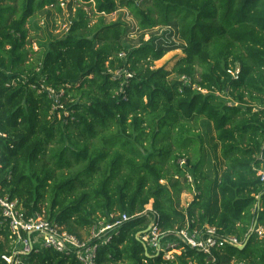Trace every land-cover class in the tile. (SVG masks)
<instances>
[{
    "label": "trees",
    "instance_id": "16d2710c",
    "mask_svg": "<svg viewBox=\"0 0 264 264\" xmlns=\"http://www.w3.org/2000/svg\"><path fill=\"white\" fill-rule=\"evenodd\" d=\"M60 3L0 0V195L79 239L100 219L129 215L96 264H264L253 232L264 229V0H70L67 33L34 49L30 21ZM120 9L143 34L171 27L181 43L130 48L126 25L107 22ZM177 49L170 71L154 67ZM208 132L222 171L206 169ZM183 194L193 196L186 207ZM150 204L168 239L215 227L245 248L214 258L185 248L166 262L148 247L147 257L137 236ZM17 249L0 207V264ZM18 257L81 264L38 246Z\"/></svg>",
    "mask_w": 264,
    "mask_h": 264
},
{
    "label": "built area",
    "instance_id": "2783aa9c",
    "mask_svg": "<svg viewBox=\"0 0 264 264\" xmlns=\"http://www.w3.org/2000/svg\"><path fill=\"white\" fill-rule=\"evenodd\" d=\"M67 5L66 0H61L60 6L63 10ZM168 28L171 30V27ZM160 41L163 43V40ZM34 49L37 50V47ZM119 56L124 59L126 53L121 52ZM239 73L240 69L238 68L233 73L235 79L239 78ZM116 75L120 76V71L116 72ZM123 75L127 78L132 77L127 70H123ZM46 90L49 92L50 97L58 103V94L49 88ZM179 163L183 166L185 160H181ZM258 176L264 186L263 169L258 170ZM187 177L189 182H192L191 176L188 175ZM0 207L4 219L9 224L15 243L20 246V249L15 250L13 256L4 257L9 264H23L18 256L29 254L35 248V243L40 244L41 248H49L63 254H74L81 264H96L99 247L109 243L112 237L118 234L120 226L131 219L127 214L116 213L110 215L109 219H100L91 227L90 237L83 240L48 220L44 213L27 216L25 209L16 199L12 200L8 196L2 197L0 195ZM143 215L149 217L150 223L149 231L143 236L142 240L147 247H150L157 256H161L166 262L174 261L185 248L193 249L214 258L215 252L221 251L229 245L234 247L244 245L235 236L220 235L215 227H206L203 231H190L184 228L174 232L173 239H168L159 226L158 217L152 204L146 207ZM253 232H256L260 238H264L262 227L257 228L255 226ZM25 234L28 235V238L24 237Z\"/></svg>",
    "mask_w": 264,
    "mask_h": 264
},
{
    "label": "rangeland",
    "instance_id": "374dc122",
    "mask_svg": "<svg viewBox=\"0 0 264 264\" xmlns=\"http://www.w3.org/2000/svg\"><path fill=\"white\" fill-rule=\"evenodd\" d=\"M67 3L70 0H66ZM70 21V13L68 12V8L62 9V12H57L56 10H45L40 12L30 21L28 25L30 39L33 42V47H37L40 49L41 45H47L54 38L64 36L69 28ZM107 22H121L126 25V29L128 31V35L125 37V43L130 48H137L142 44V41H149L151 38L154 41L163 40L161 46H165L167 43L169 44H177L179 45L181 42L178 37H176V31L168 27L156 28L147 34H143L140 32L136 21L131 17L130 13L126 9H120L117 13L109 16L107 18ZM34 47V48H35ZM182 55V51L177 49L174 51L168 52L161 60L156 61L154 67L159 69L161 67H165L167 70H171L172 67L178 60V57ZM176 77L173 76L172 79ZM203 131V130H202ZM206 131V130H204ZM206 158H207V166L206 169L208 171L223 170L219 148H216V140L214 139V135L212 133L206 134ZM217 155V156H216ZM184 196V194H183ZM191 196V195H190ZM185 197L182 198L183 202L186 203L187 200H192L193 197ZM81 236L83 240H86L90 237L89 231L81 232ZM260 238V237H259ZM36 246L41 247L40 244L35 243ZM18 249L20 247L18 246ZM226 264H238L235 260H230Z\"/></svg>",
    "mask_w": 264,
    "mask_h": 264
},
{
    "label": "water",
    "instance_id": "95a60500",
    "mask_svg": "<svg viewBox=\"0 0 264 264\" xmlns=\"http://www.w3.org/2000/svg\"><path fill=\"white\" fill-rule=\"evenodd\" d=\"M148 231H149V230L147 229V230L144 231L143 233L138 234V236H137L138 240L141 241V239H140L141 235H145L146 233H148ZM141 242H142V241H141ZM142 244H143V246H144V248H145V250H146V256H147V257H150V255H149V253H148V247H147V245H146L144 242H142ZM244 248H245V245L240 246V247H237V249H239V250H243Z\"/></svg>",
    "mask_w": 264,
    "mask_h": 264
},
{
    "label": "crops",
    "instance_id": "0c3cea01",
    "mask_svg": "<svg viewBox=\"0 0 264 264\" xmlns=\"http://www.w3.org/2000/svg\"><path fill=\"white\" fill-rule=\"evenodd\" d=\"M189 196H190V194H184V196H182V198L189 197ZM190 197H193V196L191 195ZM192 200H193V199H192ZM192 200H187L186 203H185V202H183V199H182V205H183L184 207H186V206H188V204H189Z\"/></svg>",
    "mask_w": 264,
    "mask_h": 264
}]
</instances>
